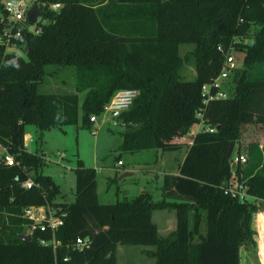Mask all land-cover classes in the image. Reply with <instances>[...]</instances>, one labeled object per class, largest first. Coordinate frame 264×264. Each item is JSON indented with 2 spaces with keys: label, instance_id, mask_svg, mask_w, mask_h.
Returning <instances> with one entry per match:
<instances>
[{
  "label": "trees",
  "instance_id": "1",
  "mask_svg": "<svg viewBox=\"0 0 264 264\" xmlns=\"http://www.w3.org/2000/svg\"><path fill=\"white\" fill-rule=\"evenodd\" d=\"M40 1L61 6L41 7L47 20L40 32L24 31L18 39L26 57L7 52L0 65V143L19 160L0 161V264H119V243L153 245L147 251L153 264H240V247H256L252 217L256 200L264 202V142L260 149L258 140L249 141L247 161L234 168L249 194L243 200L224 191L233 170L226 152L244 124L264 123V0ZM249 34L250 41L240 40ZM180 43L194 47L180 55ZM232 48L244 52L226 77L232 86L226 96L203 102L202 85L218 75ZM191 57L195 75L184 79L181 68ZM49 64L74 67L76 91H39L55 71ZM122 87L139 93L119 115L126 126L121 149L178 148L174 138L201 118L215 129L195 132L178 173H165L158 200L143 191L99 201L96 169L77 159L74 199L54 201L59 188L42 170L43 154L23 145L25 125L40 132L68 123L89 127V115ZM28 176L38 185L23 187ZM46 202L66 211L55 251L39 242L50 232L35 230L28 241L18 236L29 221L24 207ZM162 208L175 210L176 226L167 235L152 219ZM77 235H89V245L68 248Z\"/></svg>",
  "mask_w": 264,
  "mask_h": 264
},
{
  "label": "rangeland",
  "instance_id": "2",
  "mask_svg": "<svg viewBox=\"0 0 264 264\" xmlns=\"http://www.w3.org/2000/svg\"><path fill=\"white\" fill-rule=\"evenodd\" d=\"M239 38V37H236ZM242 41H250L251 34L242 36ZM192 43H180L177 51L180 55L193 48ZM234 61L241 65L243 50L232 48ZM26 57V50L19 52ZM48 70L55 69L53 74H46L43 81L39 83L41 92L63 94L75 90V68L69 66L56 67L55 64L46 66ZM181 71L184 79H191L195 75L193 58L184 63ZM232 72V71H231ZM231 77L222 80V89L232 86ZM82 97L83 92H79ZM204 125L201 121L198 130ZM126 128L120 121L117 125L91 123L89 127L81 126L79 123H68L51 126L39 131L34 125L28 123L25 130L32 134V141L28 148L43 154L44 163L42 170L51 175L59 190L54 196V201L61 202L66 198L75 197V173L74 167L77 159H81L86 166L96 168V186L98 199L101 202H113L117 199L131 198L136 194L147 191L153 200L162 197L165 170H174L180 159L181 150L178 148L161 150L160 148H143L135 151L120 148L122 131ZM192 128H194L192 126ZM264 139V123H246L242 126L240 137L234 142L233 151L248 152L246 145L252 140ZM258 147L263 148V142H258ZM123 160L122 165H116V156ZM247 161V160H246ZM245 161V162H246ZM118 166V167H116ZM125 171L129 174L122 175ZM162 192V193H161ZM258 210H264V202L256 200ZM51 203V202H50ZM170 216V215H169ZM160 222L159 215L156 216ZM173 220L170 219L167 227H160V233L167 235L172 228ZM254 237L264 245V221L255 224ZM255 227V229H256ZM173 229V228H172ZM26 226L24 228V232ZM259 230L262 239L257 237ZM154 249L149 244L120 243L117 249L119 264H153L154 257L147 251ZM259 249V247H258ZM256 249L242 245L240 247L241 264H260L256 258Z\"/></svg>",
  "mask_w": 264,
  "mask_h": 264
},
{
  "label": "built area",
  "instance_id": "3",
  "mask_svg": "<svg viewBox=\"0 0 264 264\" xmlns=\"http://www.w3.org/2000/svg\"><path fill=\"white\" fill-rule=\"evenodd\" d=\"M2 10L0 12V65L2 57L7 52L19 53L25 49V44L19 42L18 39L22 32L28 31L32 33H39L42 29V23L46 22V17L41 14V7L46 9L58 10L61 6L59 1H40V0H0ZM36 4L39 12L35 21L28 19L27 10ZM20 54V53H19ZM239 66L234 61L233 50L230 49L226 54L223 61L222 68L218 75L211 82H205L202 85L201 91L204 96L203 102L210 99L226 96V90L222 89V80L225 79L230 70ZM216 87L215 91L212 88ZM139 90L136 87H122L116 89L107 102L104 104L102 110L98 113L89 115L91 123H99L108 125H117L122 122L119 118L120 113L130 107L135 97L138 95ZM201 116V112H198ZM200 121L203 122L201 118ZM124 123V122H122ZM208 130H214L213 126H205ZM31 136L26 131L23 134V145L30 142ZM27 148V147H26ZM247 160L246 154L238 150L231 154V162L243 164ZM0 161L7 165L19 164V160L13 153L8 151L4 145L0 143ZM230 162V163H231ZM122 160L117 159V164H121ZM230 177L224 187V191L237 196L240 200L248 197L246 191V184L242 179H239L235 167H232ZM23 187L29 188L33 185H38L31 176L26 177L21 181ZM66 211L60 205L46 202L41 204H29L23 209V216L29 221L26 224L24 233H32L35 230L50 232L49 237H40L39 242L43 245H49L55 251L60 240L55 236V231L63 223V216ZM90 243L89 235H77L70 242L66 244L71 249H82L87 247ZM65 255L63 259H67Z\"/></svg>",
  "mask_w": 264,
  "mask_h": 264
},
{
  "label": "crops",
  "instance_id": "4",
  "mask_svg": "<svg viewBox=\"0 0 264 264\" xmlns=\"http://www.w3.org/2000/svg\"><path fill=\"white\" fill-rule=\"evenodd\" d=\"M200 123H201L200 120L198 122L193 123L189 127V130L185 134H183V135H181L179 137L177 136V137L174 138V140L181 141V143H182V145L180 147H178V149L181 150L180 159L178 160L177 165H176V168L174 170H165V173H178L179 163L182 161V159H183V157H184V155H185V153L187 151L188 145L192 141L193 135L195 134L196 131H198V128L199 127H197V126H199ZM26 125H25V128H26ZM192 126L194 128H192ZM30 136H31V140H30V142H31L32 141V134H30ZM259 141L260 142H264V139L258 140V142ZM28 144L26 145V147L28 146ZM27 149L34 152V150H32V149H30L28 147H27ZM123 163L124 162L122 160V163L121 164H116V165H122ZM230 165H231V163H230ZM116 167H118V166H116ZM124 173L125 174L122 173V175L129 174L130 172L129 171H125ZM96 190H97V188H96ZM162 192H163V190H162ZM248 197H249V194H248ZM68 200H69V198H66L64 201H68ZM157 215H159V217H160V220H161L160 222L157 221V217H156ZM171 217H172V220H173L172 228L174 229L175 226H176V216H175V210L174 209H167V208L154 209L153 212H152V219L157 224L159 232L161 231V228L160 227H163L164 228V227H167L169 225V222H170ZM263 221H264V210H257L256 212L253 213V217H252V227L254 228V230H256V231L258 230V228L256 227L255 224H257V223H262L263 224ZM255 227H256V229H255ZM172 228H171V230H172ZM258 236H259L260 239H262L260 230H259V235H257V237ZM257 241H258L257 242V247H255V249H256V253L255 254L257 255L256 258H257V261L260 264H264V245H261L260 242H259V240H257ZM119 244L117 245V249H118ZM263 244H264V242H263ZM258 247H259V249H258ZM241 260H242V258H240V264H241ZM248 264H251V262H249Z\"/></svg>",
  "mask_w": 264,
  "mask_h": 264
},
{
  "label": "water",
  "instance_id": "5",
  "mask_svg": "<svg viewBox=\"0 0 264 264\" xmlns=\"http://www.w3.org/2000/svg\"><path fill=\"white\" fill-rule=\"evenodd\" d=\"M39 12V8L36 4H33L28 10H27V16H28V19H30L31 21H35L36 19V16ZM233 145H234V142H230L229 143V146L227 148V152H226V157H230L231 153H232V150H233ZM231 167H235V163L234 162H231ZM125 174V173H123ZM18 236L20 238H22L23 240H30L32 238V235L30 233H23V232H20L18 233Z\"/></svg>",
  "mask_w": 264,
  "mask_h": 264
}]
</instances>
